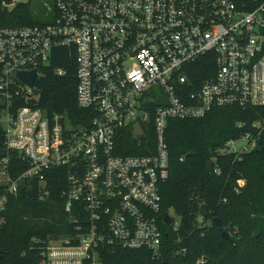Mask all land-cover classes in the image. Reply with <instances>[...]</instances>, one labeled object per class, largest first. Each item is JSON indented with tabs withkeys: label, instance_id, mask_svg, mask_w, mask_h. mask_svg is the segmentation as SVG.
I'll use <instances>...</instances> for the list:
<instances>
[{
	"label": "built area",
	"instance_id": "1",
	"mask_svg": "<svg viewBox=\"0 0 264 264\" xmlns=\"http://www.w3.org/2000/svg\"><path fill=\"white\" fill-rule=\"evenodd\" d=\"M19 3L28 0L0 6L12 10ZM49 9L48 22L0 26V227L22 185L36 181L44 199L47 173L61 169L64 211L84 232L48 238L43 264H94L99 245L159 256L179 227L169 211L166 225L161 209L168 122L217 107H264V0H53ZM57 47L73 54L75 100L85 111L78 122L37 105L36 81ZM205 61L206 74L192 77L195 64ZM33 69L32 85L17 77ZM18 101L26 104L14 106ZM251 128L228 140L227 149L239 155L255 148L264 119ZM126 134L153 153L118 154L128 147L121 142ZM239 139L244 143L236 148Z\"/></svg>",
	"mask_w": 264,
	"mask_h": 264
},
{
	"label": "trees",
	"instance_id": "2",
	"mask_svg": "<svg viewBox=\"0 0 264 264\" xmlns=\"http://www.w3.org/2000/svg\"><path fill=\"white\" fill-rule=\"evenodd\" d=\"M38 23L29 3H19L12 10L0 6V26ZM206 61L195 64L192 77L206 74L202 67ZM209 65L212 66L211 59ZM55 68H62L63 74L56 75ZM36 84L39 107L79 121L77 116L85 111L76 104L75 64L68 48L53 49ZM25 104L18 101L14 106ZM2 106L0 100V110ZM263 119L264 107L224 106L202 117L169 120V176L160 186L161 209L174 211L179 218L178 230L169 233L159 256L145 248L99 245V264H264V132L249 152L237 155L225 145L247 131L253 132L252 123ZM146 137L153 142L151 127ZM121 142L128 147L119 148L118 154L153 153L136 148L130 134ZM2 146L0 126V154ZM208 163L212 164L211 170ZM37 185L36 181L22 185L6 204L5 222L0 227V264H43L41 251L48 238L84 232L75 229L73 217L64 211L61 191L65 172L59 169L47 173L48 195L44 199L39 198ZM201 204L207 207L205 218L198 213ZM214 217L218 219L216 226L211 222ZM223 231L228 232V237ZM173 238H180V242L173 243ZM177 247L185 251L172 254Z\"/></svg>",
	"mask_w": 264,
	"mask_h": 264
},
{
	"label": "rangeland",
	"instance_id": "3",
	"mask_svg": "<svg viewBox=\"0 0 264 264\" xmlns=\"http://www.w3.org/2000/svg\"><path fill=\"white\" fill-rule=\"evenodd\" d=\"M26 1V0H22ZM28 3L31 7V10L33 12L34 17L38 22H48L50 21L52 17V13L49 9V7H52L53 0H28ZM0 126H4V122L2 119H0ZM244 141L239 139L234 143V146L236 148H239L243 145ZM243 181H240V184H242ZM169 212L171 215L174 216V211L172 209H169ZM94 264H99L98 261H96Z\"/></svg>",
	"mask_w": 264,
	"mask_h": 264
},
{
	"label": "water",
	"instance_id": "4",
	"mask_svg": "<svg viewBox=\"0 0 264 264\" xmlns=\"http://www.w3.org/2000/svg\"><path fill=\"white\" fill-rule=\"evenodd\" d=\"M36 69H33L31 71H28V72H17V77L25 84L27 85H32L34 80H35V76H36ZM139 115L143 116L144 115V112L140 111L139 112ZM207 167L209 170L212 169V164L211 163H208L207 164ZM199 216L200 217H207V207L205 204H201L200 207H199ZM170 215L168 214V212H165L164 213V217H163V220H164V223L166 225H168L170 223ZM211 222L213 223V225H217L218 224V219L216 217L212 218ZM222 234L225 236V237H228V232L227 231H223ZM164 237L167 238V234H164ZM1 256H2V250L0 249V259H1Z\"/></svg>",
	"mask_w": 264,
	"mask_h": 264
}]
</instances>
